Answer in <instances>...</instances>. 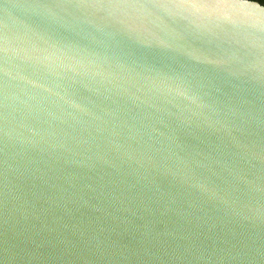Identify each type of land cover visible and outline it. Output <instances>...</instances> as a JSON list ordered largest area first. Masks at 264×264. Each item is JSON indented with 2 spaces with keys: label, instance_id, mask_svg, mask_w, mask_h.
Here are the masks:
<instances>
[{
  "label": "water",
  "instance_id": "obj_1",
  "mask_svg": "<svg viewBox=\"0 0 264 264\" xmlns=\"http://www.w3.org/2000/svg\"><path fill=\"white\" fill-rule=\"evenodd\" d=\"M0 264H264V5L0 0Z\"/></svg>",
  "mask_w": 264,
  "mask_h": 264
},
{
  "label": "trees",
  "instance_id": "obj_2",
  "mask_svg": "<svg viewBox=\"0 0 264 264\" xmlns=\"http://www.w3.org/2000/svg\"><path fill=\"white\" fill-rule=\"evenodd\" d=\"M255 1H258L264 5V0H255Z\"/></svg>",
  "mask_w": 264,
  "mask_h": 264
}]
</instances>
